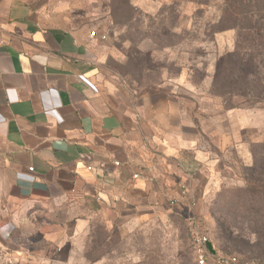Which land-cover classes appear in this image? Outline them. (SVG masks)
<instances>
[{"label":"crops","instance_id":"0c3cea01","mask_svg":"<svg viewBox=\"0 0 264 264\" xmlns=\"http://www.w3.org/2000/svg\"><path fill=\"white\" fill-rule=\"evenodd\" d=\"M91 31L99 25L69 0H0L2 234L32 226L54 242L88 235L99 214H163L166 200L207 194L213 137L225 149L248 143L234 120L247 110L219 122L168 88L104 82Z\"/></svg>","mask_w":264,"mask_h":264},{"label":"rangeland","instance_id":"374dc122","mask_svg":"<svg viewBox=\"0 0 264 264\" xmlns=\"http://www.w3.org/2000/svg\"><path fill=\"white\" fill-rule=\"evenodd\" d=\"M69 1L106 36L100 50L104 82L132 94L168 88L188 109L218 121L221 111L238 106L234 110L248 115L234 117L235 125L240 118L245 126L236 132L248 143L225 149L213 137L216 161L207 194L166 200L163 214H139L130 221L99 214L88 235L54 242L32 226L9 227L6 234L0 229V264H196L192 226L207 235L217 254L235 256L236 264H264V186L254 187V196L246 194L251 182L253 187L264 180V111L257 104L244 106L241 98L214 95L216 61L236 41L235 31L215 29L218 1Z\"/></svg>","mask_w":264,"mask_h":264},{"label":"trees","instance_id":"16d2710c","mask_svg":"<svg viewBox=\"0 0 264 264\" xmlns=\"http://www.w3.org/2000/svg\"><path fill=\"white\" fill-rule=\"evenodd\" d=\"M194 1L196 5L205 4L201 0ZM217 1L219 4L215 29L218 32L235 31L236 41L234 49L221 55L216 61L212 77L214 95L227 99L241 98L244 106L257 104L264 111V0ZM237 107L230 106L226 109ZM260 143L264 146V132ZM263 181L258 185L253 183V187L251 182L247 187V196H254L257 193L254 187L264 186ZM207 249L213 255L216 254L209 239Z\"/></svg>","mask_w":264,"mask_h":264},{"label":"built area","instance_id":"2783aa9c","mask_svg":"<svg viewBox=\"0 0 264 264\" xmlns=\"http://www.w3.org/2000/svg\"><path fill=\"white\" fill-rule=\"evenodd\" d=\"M91 36L98 37L100 40H105L106 36L104 33H98L96 31L90 32ZM117 164V163H116ZM90 170L91 168L88 167ZM32 171V168H29ZM136 178V175L133 176ZM208 238L207 235L198 230L196 227L192 226L190 231V245L194 255L196 264H236L237 259L235 256H222L220 254L213 255L207 249Z\"/></svg>","mask_w":264,"mask_h":264}]
</instances>
